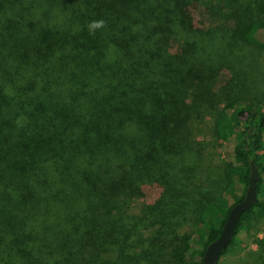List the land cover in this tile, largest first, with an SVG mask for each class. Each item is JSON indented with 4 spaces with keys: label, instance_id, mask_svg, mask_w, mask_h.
I'll return each instance as SVG.
<instances>
[{
    "label": "trees",
    "instance_id": "obj_1",
    "mask_svg": "<svg viewBox=\"0 0 264 264\" xmlns=\"http://www.w3.org/2000/svg\"><path fill=\"white\" fill-rule=\"evenodd\" d=\"M194 1L0 0V264H91L138 233L116 202L151 182L143 257L205 264L251 161L257 201L221 256L264 211V0H207L202 24ZM206 111L230 158L205 179L191 123Z\"/></svg>",
    "mask_w": 264,
    "mask_h": 264
},
{
    "label": "rangeland",
    "instance_id": "obj_2",
    "mask_svg": "<svg viewBox=\"0 0 264 264\" xmlns=\"http://www.w3.org/2000/svg\"><path fill=\"white\" fill-rule=\"evenodd\" d=\"M215 5L213 7L214 12H218V4L221 0H214ZM207 4V0H196L192 4V12L195 16L197 23H204L203 20H207L206 8L204 5ZM225 45L228 41L224 38ZM213 115L211 112H203L201 121L192 122L191 126L198 139L204 144L203 148V159L201 163L196 164V173L201 178H207L210 172L217 171L219 165L223 163L224 160L230 158V149L225 143L218 144L219 142H214L212 131L210 129ZM144 195L138 197H131L126 195L124 204L123 200L117 201L116 206L118 212L127 211L131 214L130 219L133 224L138 221V229L135 235L133 234L128 239L124 236L119 235L118 232L115 233V238L117 243L111 245L110 247H102L103 249L98 250L95 254L91 253V264H170L169 256L164 257L163 251L159 250V247L155 248L153 252V258H147V255L143 257L142 250L148 247L149 241H152V236H155V230L160 228L161 222L153 218H144V208L154 202V199L159 195L162 190V185L151 182L143 183ZM127 216V220L129 221ZM188 221H184L183 217L176 218L172 220L168 230L164 229V237L166 241L174 236L175 231L182 232L188 229ZM161 232V233H162ZM139 237V238H137ZM240 241L235 246V248L221 256L218 264H253L256 262L260 264L262 257L264 255V211L256 210L255 216L250 220L247 226V230L241 233ZM159 242L160 240L157 239Z\"/></svg>",
    "mask_w": 264,
    "mask_h": 264
},
{
    "label": "water",
    "instance_id": "obj_3",
    "mask_svg": "<svg viewBox=\"0 0 264 264\" xmlns=\"http://www.w3.org/2000/svg\"><path fill=\"white\" fill-rule=\"evenodd\" d=\"M258 172V167L251 161V171L245 196L230 208L221 232L207 245L204 253L205 264H216L219 261L222 251L228 246L234 236L241 214L257 201L256 180Z\"/></svg>",
    "mask_w": 264,
    "mask_h": 264
},
{
    "label": "clouds",
    "instance_id": "obj_4",
    "mask_svg": "<svg viewBox=\"0 0 264 264\" xmlns=\"http://www.w3.org/2000/svg\"><path fill=\"white\" fill-rule=\"evenodd\" d=\"M102 22L101 21H97V22H93L92 24H90V29H94L100 26Z\"/></svg>",
    "mask_w": 264,
    "mask_h": 264
}]
</instances>
